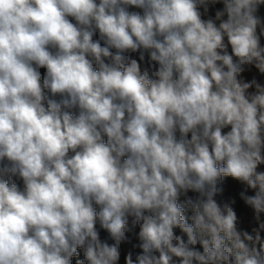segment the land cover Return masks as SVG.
I'll list each match as a JSON object with an SVG mask.
<instances>
[{"label": "clouds", "instance_id": "clouds-1", "mask_svg": "<svg viewBox=\"0 0 264 264\" xmlns=\"http://www.w3.org/2000/svg\"><path fill=\"white\" fill-rule=\"evenodd\" d=\"M0 264H264V0H0Z\"/></svg>", "mask_w": 264, "mask_h": 264}]
</instances>
